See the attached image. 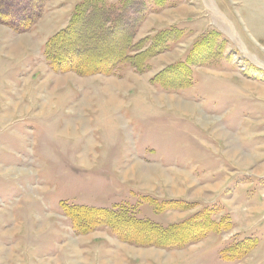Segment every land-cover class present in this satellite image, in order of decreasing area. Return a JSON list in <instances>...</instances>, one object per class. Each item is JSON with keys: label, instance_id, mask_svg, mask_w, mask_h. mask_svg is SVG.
<instances>
[{"label": "rangeland", "instance_id": "rangeland-1", "mask_svg": "<svg viewBox=\"0 0 264 264\" xmlns=\"http://www.w3.org/2000/svg\"><path fill=\"white\" fill-rule=\"evenodd\" d=\"M81 1L32 0L25 32L0 23V264H264V0L134 2L149 9L136 41L169 27L186 37L143 73L54 71L43 48ZM211 30L226 45L191 66L189 88L151 82ZM97 34L70 33L73 63L118 52L115 37ZM176 200L181 209L164 206ZM77 207L186 223L187 236L212 229L195 224L204 209L229 225L176 247L76 222L67 210Z\"/></svg>", "mask_w": 264, "mask_h": 264}, {"label": "trees", "instance_id": "trees-1", "mask_svg": "<svg viewBox=\"0 0 264 264\" xmlns=\"http://www.w3.org/2000/svg\"><path fill=\"white\" fill-rule=\"evenodd\" d=\"M145 1L151 3L153 10H159L166 0H115L113 3L109 0H82L72 9L68 29L58 32L45 44L43 53L46 61L52 65L54 71L74 72L82 76L91 74L112 75L125 68L136 73L147 71L150 67L149 61L154 56L181 43L186 37V33L182 29L169 27L153 31L150 36L136 41L133 30L138 28L149 9L137 10L134 2L143 6ZM32 3V0H0V23L5 24L15 32H25L32 24L31 16L27 15L32 10ZM131 14L137 16L131 17ZM132 21L137 22L130 30L129 26ZM82 29L90 33L96 30L100 39L103 36L105 40L115 37L118 41V52L112 57L109 56L111 50L94 53L93 56L83 58L79 62L80 64L73 63L74 58H78L80 53L78 49L71 47L68 43L69 37L73 34L70 35V33ZM128 31L131 33L128 34ZM220 37V34L213 30L202 35L193 43L183 60L166 66L151 78V82L173 91L189 88L192 84L191 66L201 65L203 56L209 60L216 59V54L218 55L226 45V41ZM53 48L55 50H52ZM166 85L168 86L166 87ZM156 202L155 199L149 200V203L155 205L154 210L159 211V204ZM160 204L163 206V203ZM164 206L181 209L183 203L178 200L166 201ZM113 211L115 210L87 209V212L90 213L88 214L85 208L77 207L67 210V213H73L75 217L72 219L76 222L81 219H89L99 225H106L112 229H109L110 232L117 230L123 233L124 239L130 241H133V238L129 237L134 236L135 242H155L176 247L182 245L191 236L197 235V230L203 231L200 234L202 236L204 233H210V231L225 230L229 225L225 219L218 222L209 221L212 210L204 209L198 214V217H195V219L199 218L195 224L200 223V221H208L212 229L208 230L207 225L206 229L198 228L187 236L188 232L181 229L186 226V223L159 227L145 222H134L123 214H117ZM140 235L144 237L139 238ZM152 245L155 244L152 243Z\"/></svg>", "mask_w": 264, "mask_h": 264}, {"label": "crops", "instance_id": "crops-1", "mask_svg": "<svg viewBox=\"0 0 264 264\" xmlns=\"http://www.w3.org/2000/svg\"><path fill=\"white\" fill-rule=\"evenodd\" d=\"M159 57H160V56H159ZM159 57H158L157 59H159ZM153 61H154V60H153ZM153 61H151V63H153ZM152 65H153V64H152ZM179 93H180V92H179ZM193 110H194V109H193ZM187 165H188V166H187ZM185 167H186V170H187V171H189L190 173H192V172H191L192 169L189 168V164H186V163H185ZM188 168H189V169H188ZM212 182H213V181H212ZM205 185H212V183H210V184L208 183V184H205Z\"/></svg>", "mask_w": 264, "mask_h": 264}, {"label": "bare ground", "instance_id": "bare-ground-1", "mask_svg": "<svg viewBox=\"0 0 264 264\" xmlns=\"http://www.w3.org/2000/svg\"><path fill=\"white\" fill-rule=\"evenodd\" d=\"M206 118V117H205Z\"/></svg>", "mask_w": 264, "mask_h": 264}]
</instances>
